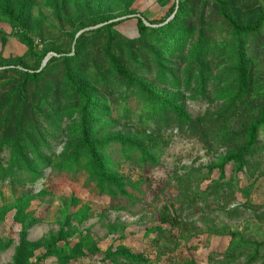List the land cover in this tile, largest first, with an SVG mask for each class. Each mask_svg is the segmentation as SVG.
I'll return each mask as SVG.
<instances>
[{
    "label": "rangeland",
    "instance_id": "374dc122",
    "mask_svg": "<svg viewBox=\"0 0 264 264\" xmlns=\"http://www.w3.org/2000/svg\"><path fill=\"white\" fill-rule=\"evenodd\" d=\"M224 1L240 25L264 18V0ZM19 4L0 0V91L44 72L53 107L42 106V124L65 114L32 179L0 155V264H264V127L240 167L220 169L264 108V28L236 38L215 0H32L16 21ZM66 64L93 96L91 140L118 184L108 194L77 151Z\"/></svg>",
    "mask_w": 264,
    "mask_h": 264
},
{
    "label": "trees",
    "instance_id": "16d2710c",
    "mask_svg": "<svg viewBox=\"0 0 264 264\" xmlns=\"http://www.w3.org/2000/svg\"><path fill=\"white\" fill-rule=\"evenodd\" d=\"M8 0H3L7 2ZM219 6L220 14L231 29L236 38H241L244 35L257 34L262 28H264V18L259 17L250 24L240 25L228 12L227 4L224 0H215ZM18 17L23 16L24 13H28L32 7V0H19ZM180 7V5H179ZM172 4L168 8V14L171 11ZM8 12V11H7ZM12 14V12H8ZM106 21L102 20L101 22ZM115 25V24H113ZM137 27L145 31L146 26L143 24L142 19L137 20ZM166 30V29H165ZM70 58H68L69 60ZM72 59V58H71ZM65 61V63L68 62ZM110 63L113 72L120 78L131 82V76L125 69H122L119 63L110 58ZM246 63L241 62L237 65V82L239 84L238 99L244 97L247 92L246 87ZM44 72L38 73H25L21 74L17 81L14 82L12 87L7 91H0V155L6 153L10 156L9 162L13 167H16L18 174L21 176L32 179L33 176L38 175V169L46 166V158L42 156L43 150H48L51 141L57 137L60 126L58 123L61 121V115L65 114V110L54 111L55 114L45 113V117L49 118L46 125L42 124V106L46 105L49 108L50 104L45 101L46 91L44 88H40L39 85L42 81V75ZM18 76V75H16ZM62 88L65 93L74 98L75 102L79 100L78 107L79 121L76 125L77 136L79 137L78 150H82L87 155V166L90 169L89 181L97 186L98 191L108 194L114 186L118 184L114 183V180L108 175V171L104 166L102 157L99 155L95 143L91 140V128L90 122L92 121V113L95 111V104L93 96L82 86L78 78L73 77L72 70L68 64L62 69L61 75ZM33 86L36 95L30 92ZM142 90H147L143 85H138ZM49 91V90H48ZM60 102H58L59 104ZM174 113L181 118H184L183 113L174 105L166 104ZM61 106V104H60ZM70 115V114H68ZM264 127V108L260 111L259 120H257L251 127H249L246 136V144L238 149L236 153L227 155L220 166L229 163L237 164L239 167L243 164V158L249 149L254 145L259 128ZM81 152H74L65 164V170L69 171L79 164L80 160L78 155ZM1 166V161H0ZM12 169L10 168L9 171ZM65 237H58L52 240L47 247L46 253L43 255V259L52 255V250L55 245L61 241H64ZM134 259V258H133Z\"/></svg>",
    "mask_w": 264,
    "mask_h": 264
}]
</instances>
